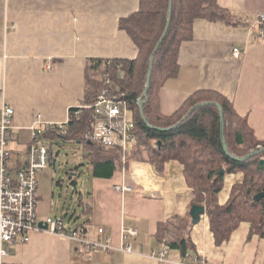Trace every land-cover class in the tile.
<instances>
[{
    "label": "crops",
    "instance_id": "0c3cea01",
    "mask_svg": "<svg viewBox=\"0 0 264 264\" xmlns=\"http://www.w3.org/2000/svg\"><path fill=\"white\" fill-rule=\"evenodd\" d=\"M139 3L0 0V88L5 91V98L0 95V106L6 101L16 110V138L9 144L14 168L27 161L32 142L30 127L37 113L45 122H64L69 109L82 103L89 58L137 56L136 44L119 23L122 17L137 11ZM218 3L240 23L204 18L194 21L193 38L180 47L178 75L168 79L159 91L161 112L172 115L198 90L216 91L230 99L237 112L247 116L255 134L264 139V36L258 24V16L264 14V0ZM235 47L242 51L240 58L232 55ZM43 138L52 143L54 154L53 140L58 139ZM54 161L41 172L38 209L42 220L53 216ZM130 166L129 170L115 171L111 178L93 177L87 203L91 210L82 213L90 219L87 226L91 233L103 226L116 246L123 242V227L137 228L138 235L129 238L135 253L114 249L85 258L78 253L75 241L37 231L29 242L12 247L7 264H160L150 255L162 249L166 232L172 245L189 236L192 247L188 251L202 254L207 264H264V233L250 236V222L242 221L221 245L216 243L207 207L201 220L193 224L192 205L206 203L187 184L182 165L170 162L165 175L156 173L147 162L134 161ZM89 170L92 173L91 166ZM242 179V173L226 175L219 194L221 204L228 201L232 187ZM123 183L134 191L117 190L116 185ZM174 217L189 222L190 232L184 230L181 235L167 228L161 232L160 224ZM172 257L182 258L174 245Z\"/></svg>",
    "mask_w": 264,
    "mask_h": 264
},
{
    "label": "trees",
    "instance_id": "16d2710c",
    "mask_svg": "<svg viewBox=\"0 0 264 264\" xmlns=\"http://www.w3.org/2000/svg\"><path fill=\"white\" fill-rule=\"evenodd\" d=\"M170 2L171 0H140L137 11L120 19V29L129 34L139 50L135 58H89L85 65V96L81 104L91 103L103 90L106 77L111 76L116 83L115 92L126 98L134 111L138 138L132 151L128 152V160L123 161L121 152L116 148L107 149L85 140V133L91 128L93 120L88 109L75 115L74 111L78 107L72 108L67 127L64 130L50 131L45 136L58 139L61 144L82 143L85 157L92 168V176L96 178H111L117 170H129L132 160L150 163L159 175L166 174L170 162H177L183 166L187 184L206 203L211 229L218 245L228 241L242 221L251 223L250 236L255 233L263 234L264 197L259 200L254 197L264 192V164H260V160L264 159V152L244 161L228 155L222 141L220 110L215 104L208 102H219L223 106L224 135L228 150L237 157L246 156L264 146V139L255 134L247 116L240 115L230 99L212 90L196 91L172 115H165L160 109L159 91L168 79L178 75L180 47L184 41L193 38L194 21L204 18L227 24L240 23L229 9L220 6L218 0H173L170 28L155 54L150 88L144 103L145 115L153 127L142 118L138 100L147 84L150 58L170 15ZM203 102L207 104L195 108L177 125L195 105ZM51 151L53 152L52 148ZM232 173H242L243 179L234 184L228 201L221 204L219 194L225 186V177ZM62 180L57 183L61 184ZM70 182L76 186L78 180L71 178ZM72 196V199L76 197L77 205L84 207L82 212L88 213L91 210L82 202V192L79 189L75 188ZM68 215L69 212L64 208L62 216ZM169 221L160 224L161 232L167 228L183 235L184 230L190 232L192 228L189 222L179 217ZM88 223L90 219L86 218L79 226ZM191 244L189 236L173 243L174 247L180 249L183 257L192 247Z\"/></svg>",
    "mask_w": 264,
    "mask_h": 264
},
{
    "label": "built area",
    "instance_id": "2783aa9c",
    "mask_svg": "<svg viewBox=\"0 0 264 264\" xmlns=\"http://www.w3.org/2000/svg\"><path fill=\"white\" fill-rule=\"evenodd\" d=\"M261 36H264V14L258 16ZM234 58H240L242 51L235 47ZM53 68L52 64H49ZM116 83L107 76L103 90L91 103L80 104L69 109V116L64 122H45L41 113H37L30 129L32 142L28 149L27 161L15 168L12 165L10 142L16 138L15 108L3 101L0 106V264H7L6 258L11 254L12 247L18 243H26L37 231H45L75 241L79 254L88 258L94 253H108L118 249L124 253H135L133 243L129 240L138 235V229L123 227V242L116 246L111 236H106L105 228L100 226L96 233H91L87 225L67 228L62 215L39 217V199L41 172L52 165L54 157L51 143L43 137L47 131L64 130L71 119L72 108L79 115L84 109L91 111L93 120L91 128L85 133L88 143H98L110 149L116 148L122 154V160H128L127 144H136L137 124L134 111L129 101L120 93L115 92ZM0 95L5 98L4 89ZM119 191H134L125 183L116 185ZM44 224L47 225L44 228ZM169 232L162 240V249L154 251L150 256L160 264H207L202 254L187 251L180 260L172 257L173 245Z\"/></svg>",
    "mask_w": 264,
    "mask_h": 264
},
{
    "label": "rangeland",
    "instance_id": "374dc122",
    "mask_svg": "<svg viewBox=\"0 0 264 264\" xmlns=\"http://www.w3.org/2000/svg\"><path fill=\"white\" fill-rule=\"evenodd\" d=\"M133 147L134 144L129 142L127 144V151H132ZM53 149L54 157L57 161L56 172L54 173V210L52 215H62L65 208V211L69 212V215L64 217L65 226H68L67 228H74V226L85 219V215L83 216L82 206L77 205L76 197L72 199L73 191L77 188L82 192L84 205H86L89 199L88 192L92 189L93 176L89 170L88 159L85 157L82 143L61 144L59 141H55ZM134 161L137 160H132L131 162ZM71 178L78 180L76 186L71 184ZM60 179H63L61 184L57 183Z\"/></svg>",
    "mask_w": 264,
    "mask_h": 264
},
{
    "label": "water",
    "instance_id": "95a60500",
    "mask_svg": "<svg viewBox=\"0 0 264 264\" xmlns=\"http://www.w3.org/2000/svg\"><path fill=\"white\" fill-rule=\"evenodd\" d=\"M172 9H173V0H171V2H170V8H169L170 15H169L165 30H164L163 35L160 38L159 42L155 46L153 54H152V56L150 58V68H149V72H148V76H147V84H146L144 93H143L142 97L138 100L139 105H140V109H141L142 118L150 127H153V126L149 123V121L147 120V117L145 115L144 103H145V99L147 98V95H148V90L150 88V78H151L152 71H153V63H154V60H155V54H156L160 44L164 41V39H165V37H166V35H167L168 31H169V28H170L171 19H172ZM208 103L215 104L220 110L221 125H222V132H223L222 141H223V146H224L225 152L228 155L232 156L233 158H235L237 160L244 161V160H247V159L253 157L254 155H257V154H260V153L264 152V146H263V147H261L259 149H256V150H253V151L249 152L246 156H243V157H237V156L231 155V153L228 150L227 141H226V138H225V135H224L225 113H224V110H223V106L219 102H208ZM204 104H207V102H203V103H199V104L195 105L190 110V112L180 122L177 123V125H179L182 121H184L194 111L195 108H197L198 106L204 105ZM159 129H164L165 130V129H168V128H159ZM159 144H161V141L159 142ZM56 161L57 160L55 159L54 164H56ZM260 164H264V159L260 160ZM263 197H264V192H261V193L255 195L254 199L255 200H259V199H261ZM205 213H206V205L205 204H202V205L201 204H193L192 208H191V216H192L193 224H197L201 220V216L203 214H205ZM46 227H47V225L44 224V228H46Z\"/></svg>",
    "mask_w": 264,
    "mask_h": 264
},
{
    "label": "bare ground",
    "instance_id": "6f19581e",
    "mask_svg": "<svg viewBox=\"0 0 264 264\" xmlns=\"http://www.w3.org/2000/svg\"><path fill=\"white\" fill-rule=\"evenodd\" d=\"M137 165H140V164H137Z\"/></svg>",
    "mask_w": 264,
    "mask_h": 264
}]
</instances>
